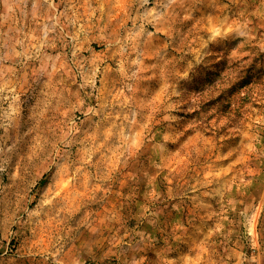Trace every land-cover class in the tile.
Masks as SVG:
<instances>
[{"label":"rangeland","instance_id":"rangeland-1","mask_svg":"<svg viewBox=\"0 0 264 264\" xmlns=\"http://www.w3.org/2000/svg\"><path fill=\"white\" fill-rule=\"evenodd\" d=\"M0 264H264V0H0Z\"/></svg>","mask_w":264,"mask_h":264}]
</instances>
